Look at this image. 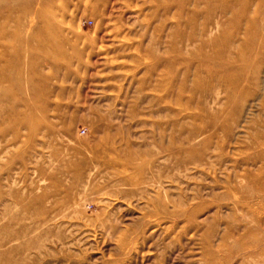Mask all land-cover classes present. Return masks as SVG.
<instances>
[{"label": "rangeland", "instance_id": "obj_1", "mask_svg": "<svg viewBox=\"0 0 264 264\" xmlns=\"http://www.w3.org/2000/svg\"><path fill=\"white\" fill-rule=\"evenodd\" d=\"M221 2L0 0V264H264V19Z\"/></svg>", "mask_w": 264, "mask_h": 264}, {"label": "bare ground", "instance_id": "obj_2", "mask_svg": "<svg viewBox=\"0 0 264 264\" xmlns=\"http://www.w3.org/2000/svg\"><path fill=\"white\" fill-rule=\"evenodd\" d=\"M253 1H256V3H257V5L259 6L258 7V9L260 8V5H261V7L262 8H260V10L259 11H256V12H258L259 13V16H261V18L262 19H264L263 17H262V12H264V0H239V3H240V11L239 12H242V14H244V13H246L247 12V15H249V13H250V6H251V3L253 2ZM229 4V2H226V0H222V2H221V9L223 10V11H227V9L229 8L228 6H230V4ZM182 7V6H181ZM238 12V11H237ZM238 12V13H239ZM179 13V12H178ZM180 14V13H179ZM181 15V14H180ZM179 15V16H180ZM194 14H192V16H193ZM189 16H190V14H189ZM188 16V17H189ZM237 16V15H236ZM263 16H264V14H263ZM239 19V18H238ZM188 20V19H187ZM186 20V21H187ZM235 20H236V22H235V24L237 25L238 23V21H237V19L235 18ZM192 21H193V19L192 18H189V21L188 22H190V23H192ZM189 23V24H190ZM234 24V25H235ZM248 26L246 27V32H247V34H248V36H249V38L251 39L253 36H254V34H255V30H253V25H254V21L252 20V21H248ZM219 25V24H218ZM251 26H252V30L250 31V28H251ZM181 31V30H180ZM208 32H212L211 30L210 31H208ZM180 33V32H179ZM182 33V32H181ZM36 34H40V33H35L34 35H33V38L32 39H34L35 37L34 36H36ZM188 35V34H187ZM192 38V37H191ZM228 38V37H227ZM227 38H225L224 39V45H225V47H226V43L228 42L226 39ZM187 39V38H186ZM193 39H194V37H193ZM35 40V39H34ZM39 41H40V43H41V45H43V47H44V44H46V45H48V44H53V43H55L54 42V39L52 40L53 42L51 43L50 41L51 40H49V38H43V39H38ZM189 40V39H188ZM226 40V41H225ZM56 41V40H55ZM3 42V41H2ZM219 42V41H218ZM215 43H216V41H215ZM229 44V43H228ZM244 44H250L249 43V41H246V43H244ZM39 45V44H38ZM223 45V46H224ZM224 48V47H223ZM222 48V49H223ZM58 49V48H57ZM216 49V48H215ZM221 49V50H222ZM196 51V50H195ZM199 51V50H198ZM197 51V52H198ZM224 51H225V48H224ZM224 51H219V50H217V51H215V55H217V58H219L220 56L222 57L223 55H225V52ZM192 53V52H191ZM193 53L194 54H191L192 56L193 55H195V52L193 51ZM198 53H200V52H198ZM197 53V54H198ZM203 53V52H202ZM202 53H200V55L202 54ZM183 54V53H182ZM196 54V55H197ZM184 55V54H183ZM190 55V54H189ZM204 55V54H203ZM203 55H201V57H202V59L204 60V57H203ZM198 56V55H197ZM1 55H0V59H1ZM211 57H212V55H211ZM185 58V57H184ZM192 57H190L189 59H191ZM194 58H197L196 56H194ZM199 58V57H198ZM197 58V59H198ZM206 58V57H205ZM225 58V57H224ZM206 59H208V58H206ZM222 60V59H221ZM228 60V58L226 59V61ZM210 61V60H209ZM228 62H229V60H228ZM201 64H203V63H201ZM225 64H226V62H225ZM199 65V64H198ZM204 65V64H203ZM203 68V67H202ZM171 69H172V67H171ZM211 70V69H210ZM208 71H209V69H208ZM2 74V73H1ZM3 75V74H2ZM229 75H228V73L227 74H225V78H227ZM234 77V76H233ZM233 77H231L230 79H231V81H232V78ZM195 78H196V76H195ZM236 81H237V77H235L234 78ZM197 81V80H196ZM234 82V81H233ZM0 101H1V99H0ZM0 109H2L1 108V106H0ZM0 112H2V110L0 111ZM263 170V169H262ZM264 171V170H263ZM258 172V171H257ZM255 173L254 175H250L249 176V180H250V182H252V183H254V185L252 186L254 189H259L260 190V188H262L263 187V183H264V175L261 173V171L260 172H258V173ZM262 175V176H261ZM246 179H247V177H246ZM245 180V179H244ZM248 181V180H247ZM247 183V182H246ZM247 186V185H246ZM262 189H264V188H262ZM234 190V189H233ZM247 191V190H246ZM252 191V190H251ZM258 191V190H257ZM264 191V190H263ZM254 192V191H253ZM252 192V193H253ZM259 192H261V190L259 191ZM263 195H264V193H263ZM263 197V196H262ZM209 246V245H208ZM208 249V248H207Z\"/></svg>", "mask_w": 264, "mask_h": 264}]
</instances>
